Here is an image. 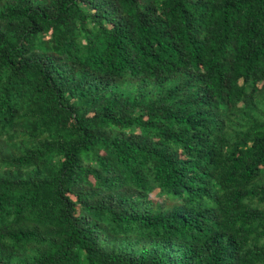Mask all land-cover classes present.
<instances>
[{"label":"trees","instance_id":"16d2710c","mask_svg":"<svg viewBox=\"0 0 264 264\" xmlns=\"http://www.w3.org/2000/svg\"><path fill=\"white\" fill-rule=\"evenodd\" d=\"M0 264H264V0H0Z\"/></svg>","mask_w":264,"mask_h":264}]
</instances>
